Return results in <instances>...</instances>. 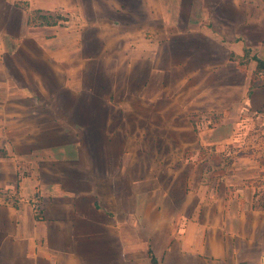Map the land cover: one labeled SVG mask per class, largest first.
Segmentation results:
<instances>
[{"label": "crops", "instance_id": "obj_1", "mask_svg": "<svg viewBox=\"0 0 264 264\" xmlns=\"http://www.w3.org/2000/svg\"><path fill=\"white\" fill-rule=\"evenodd\" d=\"M258 61L264 0H0V264H264Z\"/></svg>", "mask_w": 264, "mask_h": 264}, {"label": "trees", "instance_id": "obj_2", "mask_svg": "<svg viewBox=\"0 0 264 264\" xmlns=\"http://www.w3.org/2000/svg\"><path fill=\"white\" fill-rule=\"evenodd\" d=\"M56 19L59 18V16H55ZM48 21V20H46ZM261 70H264V64L261 62V61H258L257 62V65H256V69H255V73L257 74L259 71ZM35 216L37 218L40 217V209H39V205H36V208H35Z\"/></svg>", "mask_w": 264, "mask_h": 264}, {"label": "rangeland", "instance_id": "obj_3", "mask_svg": "<svg viewBox=\"0 0 264 264\" xmlns=\"http://www.w3.org/2000/svg\"><path fill=\"white\" fill-rule=\"evenodd\" d=\"M250 127H248L247 128V130L249 129ZM252 129H250V131H251ZM249 133V132H248ZM248 133H245V135L244 136H249L250 137V134H248ZM258 137H259V135H258ZM245 141H249V140H245ZM224 150H226V148H224ZM230 151V150H229ZM223 153H225V152H223Z\"/></svg>", "mask_w": 264, "mask_h": 264}]
</instances>
